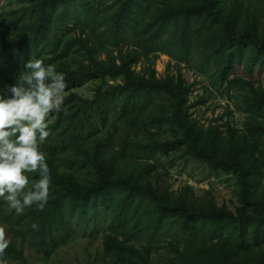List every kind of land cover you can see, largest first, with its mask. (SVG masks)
<instances>
[{"label":"trees","instance_id":"trees-1","mask_svg":"<svg viewBox=\"0 0 264 264\" xmlns=\"http://www.w3.org/2000/svg\"><path fill=\"white\" fill-rule=\"evenodd\" d=\"M20 3L0 0V87L19 83L31 57L67 87L41 146L52 177L44 211L18 215L0 200L6 264L26 263L29 250L51 260L79 240L101 244L86 264H264V0ZM161 55L244 92L246 130L201 124L192 109L203 97L181 73L159 77ZM88 83L93 99L77 93ZM156 155L233 176L234 209L164 185L159 164L143 160ZM26 175L28 187L39 179Z\"/></svg>","mask_w":264,"mask_h":264},{"label":"clouds","instance_id":"clouds-1","mask_svg":"<svg viewBox=\"0 0 264 264\" xmlns=\"http://www.w3.org/2000/svg\"><path fill=\"white\" fill-rule=\"evenodd\" d=\"M19 73V83L0 87V200L18 215L33 206L44 211L49 202L51 169L41 146L50 135V115L63 110L67 87L65 75L42 59L31 57ZM26 173L39 174L31 187ZM9 245L0 228V264Z\"/></svg>","mask_w":264,"mask_h":264},{"label":"rangeland","instance_id":"rangeland-1","mask_svg":"<svg viewBox=\"0 0 264 264\" xmlns=\"http://www.w3.org/2000/svg\"><path fill=\"white\" fill-rule=\"evenodd\" d=\"M109 1V0H106ZM20 0H5L6 8L19 6ZM264 16V14H263ZM264 24V17H263ZM105 58V55L103 56ZM155 68L159 77L167 75L179 76V73L185 80L194 86V101L203 97L204 101L192 109L194 117L201 124L209 127L210 125L223 126L231 124L232 126L246 130V122L249 114L243 111V97L239 89H231L227 92L226 88L216 87L213 78L210 75L202 74L192 60L190 65L178 63L169 56L161 55L156 61ZM142 69L138 67V70ZM123 80L112 82V84H122ZM264 85V77L262 82ZM95 87L86 84L77 93L87 99H93L95 96ZM142 160V159H141ZM151 164H159L158 171L153 174L158 176L164 185L172 186V190L179 192L182 188L190 186L199 197H205L209 194L217 197L220 204H226L232 210L236 203V181L231 175L224 173H214L204 165L191 161L179 160L176 158L168 159L163 155H156L152 158L143 159ZM143 161V162H144ZM172 162L175 166L172 167ZM29 248H27L28 250ZM100 242L89 243L79 240L75 244L60 251L53 259L45 260L38 256L34 251H27V262H10L8 264H86L89 260H94L97 253L101 254Z\"/></svg>","mask_w":264,"mask_h":264}]
</instances>
